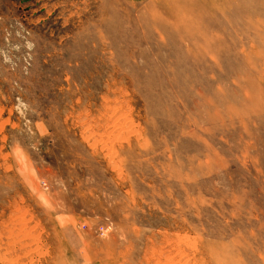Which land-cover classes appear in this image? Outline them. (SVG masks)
I'll use <instances>...</instances> for the list:
<instances>
[{
  "label": "rangeland",
  "instance_id": "1",
  "mask_svg": "<svg viewBox=\"0 0 264 264\" xmlns=\"http://www.w3.org/2000/svg\"><path fill=\"white\" fill-rule=\"evenodd\" d=\"M0 264H264V0H0Z\"/></svg>",
  "mask_w": 264,
  "mask_h": 264
}]
</instances>
